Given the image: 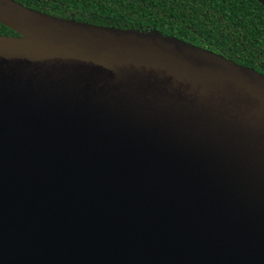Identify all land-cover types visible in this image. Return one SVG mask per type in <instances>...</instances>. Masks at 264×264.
<instances>
[{
  "label": "water",
  "instance_id": "1",
  "mask_svg": "<svg viewBox=\"0 0 264 264\" xmlns=\"http://www.w3.org/2000/svg\"><path fill=\"white\" fill-rule=\"evenodd\" d=\"M0 23V264H264L263 74L15 0Z\"/></svg>",
  "mask_w": 264,
  "mask_h": 264
},
{
  "label": "trees",
  "instance_id": "2",
  "mask_svg": "<svg viewBox=\"0 0 264 264\" xmlns=\"http://www.w3.org/2000/svg\"><path fill=\"white\" fill-rule=\"evenodd\" d=\"M56 17L177 38L264 75V7L257 0H15ZM0 35L17 33L0 23Z\"/></svg>",
  "mask_w": 264,
  "mask_h": 264
}]
</instances>
